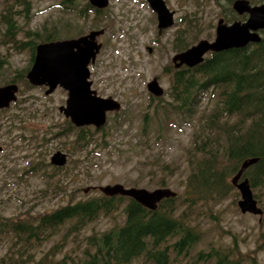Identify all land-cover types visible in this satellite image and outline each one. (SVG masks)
Segmentation results:
<instances>
[{"label":"rangeland","instance_id":"1","mask_svg":"<svg viewBox=\"0 0 264 264\" xmlns=\"http://www.w3.org/2000/svg\"><path fill=\"white\" fill-rule=\"evenodd\" d=\"M59 1L33 0L31 18H20V24L24 29H39V33H59L60 38L104 29L97 39L102 48L90 65V80L97 94L116 98L122 107L117 118L108 112L106 124L91 135L88 148L78 151L71 134L66 132V118L59 111V106L65 104V90L58 87L47 95L45 86L27 88L17 83L16 100L0 109V214L14 218L37 215L70 200L103 194L99 186L115 183L148 190L166 187L183 200L191 171L190 147L196 120L201 112L213 108L216 98L205 95L190 116L170 112L168 103H176L168 93L173 74L163 73L162 67L174 69L172 57L179 52L180 41L191 46L200 39L212 40L216 23L223 17L221 8L207 0H165L174 11V24L158 35L155 13L145 0H108V6L102 8L91 5L89 0H75L82 5L78 7L89 4L100 11L97 15L88 9L86 18L62 10ZM189 20L190 27L186 26ZM180 30L183 32L178 35ZM25 34L18 33L21 38ZM155 39L158 49L148 53L145 45L152 46ZM0 54L7 58L10 74L27 65L26 50L15 52L11 47H1ZM153 79L164 90L159 97L146 88ZM3 83H11V77L6 76ZM58 150L67 155L60 170L50 162ZM251 190L258 195L254 198L261 214L241 212V196L233 184L225 193L214 192L206 200L191 202L194 197H188L189 201L181 203L189 222L186 224H191L201 238L190 253L177 255L169 250L168 264H211L196 261L192 254L207 248L227 254L232 246L240 253L228 257L237 258L239 264H253V259L256 264H264V185ZM221 194V199H216ZM122 206L110 214H100L80 233L67 232L62 226L57 234L39 244V250L27 252L32 254L28 264H35L45 251L47 264H72L83 247L84 234L99 233L122 223ZM3 233L0 259L7 261L17 256L21 244L14 236ZM131 264L150 263L135 260Z\"/></svg>","mask_w":264,"mask_h":264},{"label":"trees","instance_id":"2","mask_svg":"<svg viewBox=\"0 0 264 264\" xmlns=\"http://www.w3.org/2000/svg\"><path fill=\"white\" fill-rule=\"evenodd\" d=\"M32 1L0 0V24L3 25V28L0 27V48L11 47L15 52H28L27 65L20 70H13L12 74L6 66L7 58L0 54V85L4 84L6 76H10L11 82L33 87L26 80L25 73L34 59L37 42L60 38L59 33H39V29L32 31L23 28L19 19L26 21L31 18ZM207 1L221 8V15L227 22L246 18V14L238 15L231 8L234 0ZM248 1L250 4L264 2ZM59 5L64 11H74L80 18H86L89 14L87 10L92 8L89 4L84 8L78 7L82 5H77L75 0H60ZM98 11L97 15L100 13ZM190 22L187 21L186 26L190 27ZM182 32L180 30L178 35ZM18 33L26 34L21 38ZM259 33V42L208 52L201 62L190 67L182 66L173 73L168 93L176 103H168L170 112L190 116L195 113L205 95L216 98L213 108L201 112L196 120V132L190 147L191 171L186 178L183 200L177 194L163 198L157 208L151 210L129 197L99 194L67 201L37 215L14 218L0 214V234L4 231L3 234L14 236L21 244L16 257L7 261L0 259V264H28L32 261V254L27 252L39 250V244L57 234L62 226L66 227L67 232L80 233L100 214H110L122 205V223L99 233L92 231L84 234L83 247L72 264H131L135 260L168 264L169 250L177 255L190 253L201 235L191 229V224H186L189 222L185 218L186 212L181 209V203L189 201L188 197H194L191 202H195L206 200L214 192L228 191L232 185L229 177L247 158L255 157L257 161L243 171V176L248 178L253 188L264 185V29L259 30ZM178 46L179 51L188 47L186 42L181 41ZM147 115L145 113L143 116L145 126L148 123ZM66 124V132L71 134L74 148L78 151L87 149L91 135L97 130L91 131L88 126L76 128L68 122ZM221 197L222 194L216 199ZM226 253L207 248L195 251L192 255L196 261H211V264H239L237 258L228 257L240 253L235 246ZM46 254L45 251L35 264H47ZM252 263L256 264L255 259Z\"/></svg>","mask_w":264,"mask_h":264},{"label":"water","instance_id":"3","mask_svg":"<svg viewBox=\"0 0 264 264\" xmlns=\"http://www.w3.org/2000/svg\"><path fill=\"white\" fill-rule=\"evenodd\" d=\"M146 1L156 13L158 33L173 24L174 11L168 9L164 0ZM89 3L102 8L108 5V0H89ZM231 7L239 15L247 14L246 19L226 22L220 17L215 26L213 39H200L196 44L174 54L172 61L175 67L194 66L203 60L204 54L208 51L238 48L250 42L260 41L258 30L264 29V2L250 4L248 0H234ZM103 31L104 29H95L76 38L38 43L32 65L26 73L30 84L47 87L45 94L52 93L58 86L67 91L65 105L60 106L59 110L75 126L94 125L99 129L106 122V112L120 108L119 102L114 98L97 95L96 91L91 89V82L87 80L88 65L94 62L101 48V43L96 38ZM146 88L155 96L163 93L156 79L148 82ZM17 91L16 83L0 86V109L16 100ZM256 161L255 157L243 160L237 172L231 177V183L241 196L238 206L242 213L261 214L262 212L254 198L248 178L243 177V171ZM50 162L62 166L66 163V154L58 150L51 156ZM98 188L107 196H129L151 210L157 208L161 199L175 196V192L166 187L148 190L134 186L124 187L120 183H115ZM86 191L84 189V192Z\"/></svg>","mask_w":264,"mask_h":264},{"label":"flooded vegetation","instance_id":"4","mask_svg":"<svg viewBox=\"0 0 264 264\" xmlns=\"http://www.w3.org/2000/svg\"><path fill=\"white\" fill-rule=\"evenodd\" d=\"M166 2V1H165ZM167 4V3H166ZM108 6V5H107ZM106 6V7H107ZM168 6V5H167ZM169 8V7H168ZM90 9H92V10H94V13L96 12V10H98L97 8H95V7H92V8H90ZM170 9V8H169ZM164 31V30H163ZM162 31V32H163ZM158 34V33H157ZM162 34V33H161ZM161 34H158V35H161ZM97 39H98V37H97ZM158 46H159V42H158V40L157 39H155L154 41H153V45L152 46H148V45H145V49H147V52L148 53H151L152 52V50L154 49V48H157L158 49ZM93 63H95V61L93 62ZM93 63H90L89 65H91V64H93ZM172 67L174 68L173 70L172 69H169L168 67H166V66H163L162 67V71H164L163 73H166V74H170V75H172L173 73H174V71L177 69L176 67H175V65H173V63H172ZM171 71H173V73L171 72ZM90 74H89V79L91 78V71L89 72ZM90 82H91V87H92V85H93V82L90 80ZM93 90H95L94 88H92ZM96 91V90H95ZM163 93H164V90H163ZM96 94H97V91H96ZM97 95H99V94H97ZM100 96V95H99ZM110 97H112V96H110ZM149 97H150V95H149ZM114 98V97H113ZM116 99V98H115ZM150 99H153V97H151ZM117 100V99H116ZM119 102V101H118ZM119 104H120V108L117 110V111H109V112H113L114 113V115H113V118H117L118 117V115H119V110L121 109V107H122V105H121V103L119 102ZM107 117H108V113H107ZM67 122V121H66Z\"/></svg>","mask_w":264,"mask_h":264}]
</instances>
